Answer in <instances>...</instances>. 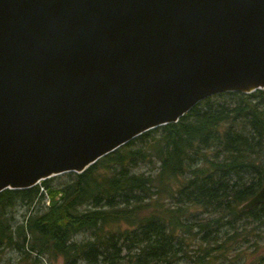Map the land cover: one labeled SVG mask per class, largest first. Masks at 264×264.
<instances>
[{"label": "water", "instance_id": "water-1", "mask_svg": "<svg viewBox=\"0 0 264 264\" xmlns=\"http://www.w3.org/2000/svg\"><path fill=\"white\" fill-rule=\"evenodd\" d=\"M263 89L264 0H0V192Z\"/></svg>", "mask_w": 264, "mask_h": 264}, {"label": "trees", "instance_id": "trees-1", "mask_svg": "<svg viewBox=\"0 0 264 264\" xmlns=\"http://www.w3.org/2000/svg\"><path fill=\"white\" fill-rule=\"evenodd\" d=\"M143 163L152 171L138 172ZM263 184L264 89L215 94L82 173L0 192V254L32 264H233L239 242L264 229V204L241 209ZM165 198L170 207L154 210Z\"/></svg>", "mask_w": 264, "mask_h": 264}, {"label": "rangeland", "instance_id": "rangeland-1", "mask_svg": "<svg viewBox=\"0 0 264 264\" xmlns=\"http://www.w3.org/2000/svg\"><path fill=\"white\" fill-rule=\"evenodd\" d=\"M154 164H142L137 171L138 172H146L149 173L152 171V167ZM59 180L55 181V183H58ZM161 202L164 203H156L155 208H167L170 207L169 203L170 200L165 198L161 199ZM193 212H196L195 208L190 209ZM24 211L23 207H19L17 214L18 217L21 218V213ZM255 230V229H254ZM257 234H250L249 233V239L250 241L246 244L243 242H239L241 244L240 248H243V250H240L239 252H235L230 254V257L234 260L233 264H264V229L258 230ZM247 232V231H246ZM243 233V232H242ZM238 234L237 238L239 239H244V233L243 234ZM248 235V234H247ZM90 237L89 232H83L80 233L78 238L79 239H86ZM257 243H256V242ZM246 252V255H245ZM242 257L240 260H238L241 256ZM248 256V257H245ZM247 258V259H246ZM217 264H222L220 262V259H218ZM33 263V258L22 260L21 255L18 251L15 250H6L4 254H0V264H32ZM37 264H65L64 260L62 257H59L58 259H50L49 257H43L41 260L38 261ZM79 264H86L79 262ZM177 264H190L189 261H183L179 262Z\"/></svg>", "mask_w": 264, "mask_h": 264}]
</instances>
